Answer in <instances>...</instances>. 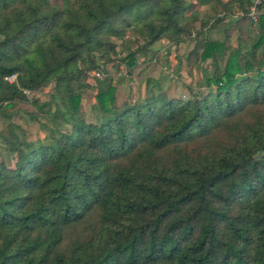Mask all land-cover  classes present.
I'll list each match as a JSON object with an SVG mask.
<instances>
[{"label":"trees","instance_id":"obj_1","mask_svg":"<svg viewBox=\"0 0 264 264\" xmlns=\"http://www.w3.org/2000/svg\"><path fill=\"white\" fill-rule=\"evenodd\" d=\"M251 4L0 0V115L54 90L32 102L49 116L45 141L4 137L0 264H264V2L256 23ZM206 8L223 16L210 26ZM223 23L225 40L210 39ZM129 33L140 44L123 59L129 74L157 42L193 40L188 63L210 61L205 91L185 99L155 86L118 106L113 81L95 77L100 115L88 122L89 76Z\"/></svg>","mask_w":264,"mask_h":264},{"label":"rangeland","instance_id":"obj_2","mask_svg":"<svg viewBox=\"0 0 264 264\" xmlns=\"http://www.w3.org/2000/svg\"><path fill=\"white\" fill-rule=\"evenodd\" d=\"M223 14L216 8H206L202 12L205 22H209L210 26L215 20L221 18ZM201 23L196 25L199 30ZM225 27L226 24L216 26L214 29L208 31V37L212 40L224 41L225 40ZM210 28V27H209ZM207 28V30L209 29ZM252 30L251 36L257 32V24L249 28ZM206 30V31H207ZM238 33L234 32L231 38V44L236 45ZM136 36L129 33L126 37L123 47H120L118 55L112 56V61L101 64V79L112 80L117 87V105L121 106L124 103H134L140 97L144 96L149 89H154L155 86L161 88L169 97H183L185 99L197 94L204 82L205 68L210 64V61L202 69L197 64L190 65L187 61L188 54L194 47V41L191 40L175 46L169 39H163L157 42L152 50L144 55L139 53L137 55V65L131 70L125 65L123 59L130 51H137L139 43L136 42ZM115 43L120 45L122 42L114 40ZM166 53H169L166 55ZM99 70L92 71L89 76L88 82L91 89L83 97L81 112L88 122H96L97 115L100 111L96 103V86L97 79L94 73ZM157 89V88H155ZM53 87L37 91L28 92V103H18L11 108H5L4 116L0 115V160L3 159L10 165H13L12 156L5 149L4 137L10 136V130L17 134H24L29 141H45L49 135V130L44 126L51 125L49 116L42 113L41 110L32 102L39 100L40 103H46L49 100V95L53 93ZM252 113L242 116V120H250ZM96 219L95 216L92 218ZM89 223L78 225L77 227L69 230L66 235L64 245L75 239L84 237L89 231Z\"/></svg>","mask_w":264,"mask_h":264},{"label":"built area","instance_id":"obj_3","mask_svg":"<svg viewBox=\"0 0 264 264\" xmlns=\"http://www.w3.org/2000/svg\"><path fill=\"white\" fill-rule=\"evenodd\" d=\"M264 0H252V4L249 8L248 16L256 23L258 21L259 15L262 13L261 5ZM167 55V53H166ZM94 76L97 78H101V73L99 71L94 73ZM10 82H15L16 76H13L8 79Z\"/></svg>","mask_w":264,"mask_h":264}]
</instances>
